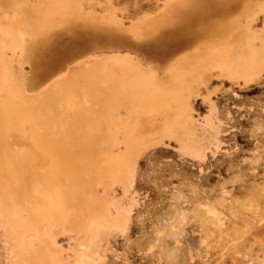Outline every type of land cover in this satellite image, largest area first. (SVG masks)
Wrapping results in <instances>:
<instances>
[{"label": "bare ground", "instance_id": "obj_1", "mask_svg": "<svg viewBox=\"0 0 264 264\" xmlns=\"http://www.w3.org/2000/svg\"><path fill=\"white\" fill-rule=\"evenodd\" d=\"M160 1L157 10L127 18L126 25L108 4L99 25L111 47L135 50L140 57L158 64L165 77L128 60L91 63L82 69L84 60L54 79L46 100L40 98L42 102L33 107L23 90L25 72L18 71L13 59L19 56L29 63V47L24 44L32 40L45 43L49 33L38 30L45 31L48 21L61 26L71 17L85 20V4L97 2L0 0V211L16 210L17 217L21 208L28 213L19 223L26 239L34 237L35 246L30 245L32 241L19 245L22 236L16 248L17 244L20 249L27 246L29 250L20 253L29 263L66 264L53 238L58 231L71 232L77 245L75 256L84 257L102 228L126 225L129 205L113 204L115 214L111 215L96 186L117 184L124 198L136 203L132 187L139 160L147 154L154 157L157 148L176 149L197 160L203 170L208 154L216 158L227 143L224 137L235 128L234 115L227 109L223 117L217 97L231 93L237 98L236 89L264 88V0ZM113 40L121 42L114 44ZM194 43L198 50L185 55L183 51ZM44 76L48 79L50 75ZM91 91L104 96L98 107L106 109L107 124L97 114L99 108L71 109L74 120L67 122L65 108L76 105L77 99ZM199 104L205 114L198 111ZM248 109L253 110V105ZM261 110L264 112V106ZM8 136L16 139L19 148L15 153L4 141ZM259 147L255 143L252 158H259ZM39 165H46L48 170L39 174ZM255 168H251L254 193L244 204L248 212L243 218L260 222L264 215L260 209L264 205V170L259 176ZM257 176L261 181H255ZM59 189H64L66 196H55ZM223 195L224 208L230 209L232 201H238L226 197V192ZM205 207L214 218L215 228H223L222 218L226 216L220 218L219 211ZM17 232L14 234L21 235Z\"/></svg>", "mask_w": 264, "mask_h": 264}, {"label": "rangeland", "instance_id": "obj_2", "mask_svg": "<svg viewBox=\"0 0 264 264\" xmlns=\"http://www.w3.org/2000/svg\"><path fill=\"white\" fill-rule=\"evenodd\" d=\"M96 2L93 6L85 4L84 13L88 16L85 20L71 17L61 26L57 22L48 21L45 31L38 30L43 33L48 32L49 38L45 43L32 40L24 44L25 47H29V63L25 62L23 57L16 56L13 59L18 71L25 72L23 90L33 107L46 100L48 86L54 79L61 74L66 75L68 67L84 60L86 62L82 69H88L87 66L91 63L102 65L111 61L128 60L146 71H154L159 77H165V71L158 64L140 57L135 50L121 46L111 47L104 29L99 25L100 19L106 13L104 7L106 8L108 4L115 8V12L123 18L126 25L127 18L140 17L147 12L157 10L161 1L96 0ZM242 23L244 24L245 21ZM30 43H33L31 47ZM196 50L198 44L194 43L183 53L192 55ZM44 75L50 76L45 79ZM42 76H44L42 79H45L43 81L40 79ZM236 90L239 93L237 98L227 93L220 94L216 99L220 113L224 114L223 117H226L227 109L235 117L232 122L235 128L230 136L224 137L227 143L223 145L222 151H219L216 158L208 154L203 170H200L197 160H193L188 155L173 148H157L154 157L147 154L139 160L132 187L137 195L136 203L124 198L119 185L105 187L103 184H98L96 189L111 215L115 214L113 204L118 202L129 205L127 224L123 227L113 224L102 228L94 237L96 239H92L89 245L91 249L84 257L80 254L75 256L77 245L73 234L68 231H58L53 238L55 242L58 241L59 252L66 264H264V215L262 221L258 216L260 222L257 218H243L248 212L244 204L251 200L254 193L251 185L253 183L251 168L256 167L255 171L259 176L264 170V112L261 110L264 106V88L256 86ZM92 93L91 91L89 95H84L82 100L77 99V106L71 105L65 108L67 122L74 120L71 109L76 111L80 108L94 110L99 108L98 111L96 110L97 114L103 118L104 125L107 124V119L104 118L106 109L104 107L100 109L101 105H99V101L104 96ZM81 103L84 104L80 106ZM200 105L198 111L205 114L203 106ZM251 105L253 110L248 111ZM7 138L4 141L15 153L19 148L16 139L12 136ZM254 142L259 147L258 159L251 157ZM234 145H237V149ZM162 149L169 150L162 153L160 152ZM224 149H228V153H225ZM20 153L23 156V153ZM14 156L17 157L16 154ZM141 160H154L155 171L146 173L140 165ZM37 170L39 174H44L48 168L46 165H39ZM259 176L255 181H261ZM59 190L56 191L55 196L62 198L66 196L64 189L61 194L62 190ZM224 192L228 194L226 197L238 198V201H232L230 209L222 205L226 203L223 198ZM233 192L237 193L234 195ZM262 205L260 209L264 211ZM205 206L219 211L220 218L226 216L222 218L223 228H215L214 218L206 211ZM229 210L231 213H236V216ZM14 211L12 213L0 211V264H32L26 260L24 253H20L27 252L29 250L26 249L27 246L20 249L17 244L18 248H16V242L19 243L23 239L25 241L23 240L19 245L32 241L30 245L35 246L34 237L26 239L22 232L24 229L19 223H23L20 220L28 217V213L21 208L16 212H20L17 217ZM4 214L9 217H4ZM13 222H17V225H11ZM12 228L15 232L18 231L17 234L20 231L21 235H15Z\"/></svg>", "mask_w": 264, "mask_h": 264}, {"label": "snow or ice", "instance_id": "obj_3", "mask_svg": "<svg viewBox=\"0 0 264 264\" xmlns=\"http://www.w3.org/2000/svg\"><path fill=\"white\" fill-rule=\"evenodd\" d=\"M112 42L115 44V43H120L121 41L113 40ZM155 163L156 162L154 160L153 161H149V160H141L140 161V165L146 173H150L152 171H155ZM262 191H264V189H262Z\"/></svg>", "mask_w": 264, "mask_h": 264}]
</instances>
